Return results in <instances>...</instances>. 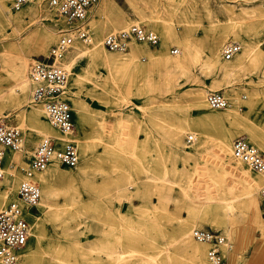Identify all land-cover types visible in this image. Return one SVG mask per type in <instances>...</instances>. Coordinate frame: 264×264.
I'll return each mask as SVG.
<instances>
[{
  "label": "rangeland",
  "instance_id": "rangeland-1",
  "mask_svg": "<svg viewBox=\"0 0 264 264\" xmlns=\"http://www.w3.org/2000/svg\"><path fill=\"white\" fill-rule=\"evenodd\" d=\"M35 1L22 8H33L35 13L19 22V30L12 20L18 13L14 12L12 1L0 0V67H7L9 60L17 56L44 61L57 42L58 32L76 24H67L49 8L48 0H39V4ZM86 19L84 24L92 44L84 45L87 42L80 40L83 44L75 43L80 48L90 49L107 33L132 24L153 31L158 42L143 43L147 52L135 46L134 61L141 66L127 69L125 74L116 70L118 63L100 60L88 67L85 56L77 57L67 69L66 91L74 131L66 137L67 143L78 150V163L74 168L56 164L53 186L57 196L51 209L59 208V216L43 218L40 238L37 241L28 238L14 264H169L168 257L176 264H191L190 259L180 256L173 247L162 251L166 234H172L179 221L193 220L192 216L189 219L186 204L180 197L183 190L232 202L233 216L229 214L213 221L216 211L212 209L207 216L196 219L198 226L192 228L217 231L226 238L230 248L221 247L226 264H264V198L259 193L264 176L249 170L261 179L256 191L260 212L243 215L241 208L247 189L240 169L247 168L230 160L227 154L218 160L212 150L220 128L225 127L230 128V137H245L264 155V148L260 149L248 138L251 132L253 139L264 141V70H251L248 65L226 86L225 78L214 76L206 66L217 49L220 63H226L222 49L228 42H236L248 51L264 38V33H258L259 29L264 32V0H96ZM47 25L56 33L53 41L46 51L29 52L31 47L24 40L30 32H39ZM167 27L169 35L162 37ZM134 44L142 45V42L131 41L122 52L105 48V53L124 55ZM181 51L185 53L187 70H173L164 80L158 59H177ZM63 58L61 65L66 60ZM243 62L244 57H238L237 64ZM34 63L29 62L27 78ZM0 81V90L11 84L2 78ZM127 83L132 84L133 93L125 89ZM32 89L28 79V94L19 110L28 117L38 106L30 102ZM209 90L221 91L228 100L227 108L245 110V102L252 100L251 113L240 125L239 120L235 124L209 122L193 109L196 100L203 99ZM122 97L129 103L125 104ZM77 106L83 107V119L77 115ZM208 110L212 109L208 107ZM0 113V118L21 130L20 118H16L17 113L10 106L1 107ZM43 116L42 120L46 121ZM174 132L178 140L175 142L186 147L179 155L174 154V141L169 138ZM189 135H193L194 141L187 144ZM41 137L35 145H26L22 140L19 150L5 151L17 157L11 158L7 166L15 172L16 180L3 206L15 200L23 170ZM200 140L206 143L198 155L195 148ZM57 142L61 147L64 139ZM3 161L0 180L6 171ZM69 194L74 202L68 198ZM38 207L32 213L41 215ZM232 225L237 226V239L228 232ZM130 239L137 241L132 244ZM199 244L206 258L208 245ZM23 253L29 255L26 263H22ZM118 253H123V257L117 259Z\"/></svg>",
  "mask_w": 264,
  "mask_h": 264
},
{
  "label": "bare ground",
  "instance_id": "bare-ground-1",
  "mask_svg": "<svg viewBox=\"0 0 264 264\" xmlns=\"http://www.w3.org/2000/svg\"><path fill=\"white\" fill-rule=\"evenodd\" d=\"M12 1V0H11ZM37 4H39V0L35 1ZM31 3V2H29ZM29 3L24 4L22 7L16 9L14 12H18L14 17H13V22L16 24L17 28L20 30L21 28L18 26L19 22H21L23 19L26 17H33L35 13V9L33 8H28L24 9ZM91 7V6H90ZM88 8V10L90 9ZM23 8V9H22ZM22 9V10H21ZM20 10V11H19ZM87 10V12H88ZM87 15V13H86ZM85 22L87 21L85 17ZM67 23V22H66ZM69 24V23H67ZM71 24V23H70ZM132 25H138V24H132ZM261 25V24H260ZM87 26V25H86ZM131 26V25H130ZM128 26V27H130ZM140 26V25H139ZM70 27V26H69ZM68 27V28H69ZM127 27V28H128ZM143 27V26H142ZM123 28V29H127ZM144 28V27H143ZM122 30V29H121ZM147 30V29H146ZM119 31V30H118ZM150 31V30H148ZM261 30L259 29V34L264 33L260 32ZM60 32V31H59ZM58 32V36H59ZM153 32V31H151ZM163 36L167 37L169 35L170 29L167 27L163 31ZM21 33V32H20ZM110 33V32H109ZM154 33V32H153ZM56 33L54 32L53 28L49 25L45 26L43 30L39 32H30L26 39L24 40L25 45L31 47L29 52L31 51H46L47 47L49 44L53 41V37ZM103 40V38H102ZM102 40L98 43H96L92 48L87 49V48H80L77 46L75 43L80 42V40L76 39L73 41L71 46L66 50L64 53L63 57L66 58L65 63L63 62L62 66L66 69L68 72V68L73 64L75 59L80 56H85L86 58V64L88 67H92L97 63L98 61L102 60L106 63H118L116 64L115 67L118 72H121L123 74L126 73L125 70L127 69H135L140 68L141 65L136 63L134 61L135 59V53L137 52V48L142 50L143 52H147V47L145 45H135L132 47H129L125 52L124 55H108L105 53V48L102 45ZM87 44L84 45H90L92 44V38L88 36V39L86 41ZM131 43V41H130ZM83 44V43H82ZM137 48H136V47ZM224 48V47H223ZM107 50V49H106ZM240 52L238 54L233 55V59L230 61L229 60H224L226 63L221 64L220 63V57H219V50L217 49L215 53L213 54V58L209 59L207 62L206 66L210 69V71L213 73L214 76L216 77H221L225 78L226 80V86H229L230 84V79L235 76L238 72L242 71L244 68L250 67L252 68L251 70H256V69H261L264 70V38L257 40L253 46L250 47L248 51H244L241 46L239 47L238 51ZM223 51V49H222ZM237 51V52H238ZM122 52V51H118ZM244 57V62L240 63L239 65L237 64V59L238 57ZM223 58V57H222ZM64 59V58H62ZM61 59V61H62ZM60 61V62H61ZM160 61V64L162 66V77L164 80L170 76L171 72L173 70H177L179 72H184L187 70V64L185 61V53L184 51H181V56L177 59L170 60V59H158V62ZM29 62H37L33 58L29 57H14L9 60L7 67H0V80L2 78L3 81H11V84L0 90V108L1 107H6L10 106L12 110L17 113L15 116L16 118H20L19 121V127L22 130V140L23 142L26 143V145H35L39 141V137L41 139L46 136H52L56 138L58 141H62L64 139L63 145L58 148H62L65 146L68 142L67 135L60 134L59 131L52 125L50 124L47 120L43 121L42 116L44 114V111L42 107L40 108L39 105L33 109V111L30 112L29 116L26 114V112L19 111L20 109L23 108L25 104V99L28 94V79L32 83L33 87L35 88L37 83L33 81L30 78V70L28 71V78H27V70H28V65ZM249 62V64H248ZM34 63V64H35ZM33 64V65H34ZM61 64V63H60ZM32 65V66H33ZM31 66V67H32ZM30 67V69H31ZM146 78V83L149 84L148 76ZM68 79H69V72H68ZM75 84H78V80L75 79ZM1 82V81H0ZM67 88H68V80H67ZM125 89L128 90V92L133 93L134 89L132 84H126ZM212 91V90H209ZM33 92V89H32ZM68 93V92H67ZM207 93V92H206ZM32 94V93H31ZM70 96V92L68 94ZM206 95V94H205ZM205 95H204V100L203 99H197L196 102L193 104V109L197 115H201L203 118L207 119L209 122H217V123H222V122H228V123H233L235 124L236 120H239L237 124L240 125L239 123L242 122L245 116L249 115L252 111V100H249L248 102H245V110H241L240 107H235V108H224L222 110H208V105L206 104L205 101ZM32 96V95H31ZM68 97V96H67ZM123 101L125 104L129 103V101L125 100L124 97H122ZM30 102H32V97L30 99ZM136 107L139 108L138 105H135ZM208 106V107H207ZM211 109V108H210ZM214 110V111H213ZM83 107L77 106V115L79 119H83ZM217 111H222L223 113H218ZM1 114V113H0ZM45 118V114L43 116ZM29 123V124H28ZM179 130H182L180 127L178 128ZM54 132L51 134V132ZM219 136L217 137V142L213 146V153L214 156L219 160L223 158L225 154H227L230 157V160L235 159L232 158L231 153H230V143L231 140L233 139L232 137L229 136V131L230 128H225L221 127L219 130ZM177 132H174V136L172 134L169 135V138L171 141H174V145L172 146L174 148V154L179 155L181 151L185 152V146L183 145H178L179 143L177 142V137L175 134ZM48 134V135H47ZM195 136H197V133H194ZM64 135V136H63ZM193 136V135H192ZM253 135L250 132L248 135V138L255 144L257 145L260 149L264 148V141L260 138L253 139ZM194 138V137H193ZM198 138V137H197ZM245 138V137H244ZM40 139V140H41ZM60 139V140H59ZM175 140H177L175 142ZM76 141V140H75ZM205 143L203 140L199 141V144L197 145V148H195V152L197 154H201V150L204 148ZM188 144V143H187ZM22 146V144H21ZM211 151V150H210ZM9 152V151H7ZM6 152V153H7ZM78 152V150H77ZM15 154H11L10 152L5 154L3 156V164L6 167L5 171V176L2 180H0V206L2 205L1 208H3V204L6 203L8 199V193L15 187V178L16 175L13 173V170L9 169L8 163L10 162V159L13 158L15 159ZM17 157V156H16ZM239 165L247 168L245 170L240 169V173L243 174L244 179L242 180L244 187L247 189L245 193V200L242 203V208L241 212L243 215H247L248 213H257L259 214L260 212V207H259V198L257 195V190L259 181L261 179L259 177H254L250 171H253L250 169L247 165L244 163H241L239 161H236ZM56 164L55 162L50 163L48 166H46L43 170L34 172L33 177L39 182L40 184V191H39V200L36 205V210L37 206H39V210L41 211L40 214H34L32 211H25L24 212V217L27 219L28 223L31 225V229L29 226V239L33 241H37L40 236H41V226H42V220L43 218H50L54 217L57 218L59 216V208L58 209H51L52 205V200L57 196V193L54 189L53 186V181L55 180L57 176V169H56ZM75 167V166H74ZM71 167V168H74ZM242 167V168H243ZM1 169V167H0ZM250 170V171H249ZM260 175L259 173H256ZM262 176V175H260ZM254 182H257L255 184ZM255 184V185H254ZM255 186V188L253 187ZM5 188V189H4ZM183 190V189H182ZM215 193V192H214ZM202 192H193V193H188L187 191L183 190L180 194V197L184 201L187 207V211L189 213V219L191 216L193 217V220H184V221H179L173 228L172 234H166V242L162 246V251H168L170 247H173L174 250L178 251L180 256H186L188 259H190L191 264H208L205 254L203 251V246L199 243L205 244L203 242L195 243L191 236H190V231L193 227H197L198 224H195V220L200 218L201 216H207L209 212L212 209H215V214L212 215L213 221H219L226 217V215L231 214L232 215V202L219 199V198H212V197H201ZM68 198H70L71 201L74 200L73 196L69 194ZM169 199H173L172 197H169ZM16 200V196H15ZM74 202V201H73ZM213 203V204H211ZM185 207V205H184ZM0 208V209H1ZM233 216V215H232ZM232 228L231 231L228 230L229 233L233 234L234 238L237 239L238 237V230H236L237 226L232 225L230 226ZM134 229V228H133ZM137 241V239L132 240L130 239V242L133 244ZM176 246V247H175ZM230 248V246H228ZM22 250V249H21ZM20 251V250H19ZM18 251V252H19ZM207 251V250H206ZM18 252L16 255L18 256ZM131 253L134 254V251H130ZM22 253V252H21ZM118 258L120 259L123 257V253H118ZM129 254V253H127ZM137 254V253H136ZM139 254V253H138ZM160 254V253H159ZM141 255V254H140ZM158 256V255H156ZM29 259V255L27 253H23V260L22 263H26L27 260ZM169 259V264H176L173 263L172 260L168 257ZM154 261V259H152ZM1 264V263H0ZM134 264V263H133ZM138 264V263H136Z\"/></svg>",
  "mask_w": 264,
  "mask_h": 264
},
{
  "label": "built area",
  "instance_id": "built-area-1",
  "mask_svg": "<svg viewBox=\"0 0 264 264\" xmlns=\"http://www.w3.org/2000/svg\"><path fill=\"white\" fill-rule=\"evenodd\" d=\"M35 0H12V7L18 9L26 3ZM96 0H48L49 8L53 9L67 23H76L64 30H60L57 42L51 46L44 61H37L30 69V78L37 83L32 92V102L42 107L46 120L60 133L71 135L74 122L67 99L68 72L60 64L66 50L74 40L86 41L88 28L84 24L88 8ZM130 41H137L149 45L157 44L158 36L139 25H131L127 29L107 33L102 40L104 48L111 51H123ZM239 45L228 42L222 51L224 60H230L237 53ZM206 104L214 110L227 107L228 100L221 91H207ZM194 141L189 135L186 142ZM22 144V133L16 126L9 125L5 118H0V164L7 149L19 150ZM230 153L233 159L244 163L253 171L264 176V155L249 144L243 136L232 139ZM59 166L74 167L78 163V152L75 145L67 143L58 148V142L51 136L43 137L33 150L23 179L18 186L16 200L10 201L0 209V263L14 264L16 253L22 249L29 238V224L24 212L36 209L39 200V187L34 179V172L43 170L50 163ZM1 167V165H0ZM3 172L0 169V177ZM264 198V186L259 190ZM190 236L208 245L206 260L208 264H226L221 247L228 246L226 238L219 232L210 229L195 228Z\"/></svg>",
  "mask_w": 264,
  "mask_h": 264
}]
</instances>
